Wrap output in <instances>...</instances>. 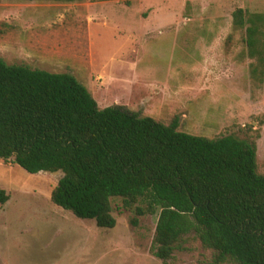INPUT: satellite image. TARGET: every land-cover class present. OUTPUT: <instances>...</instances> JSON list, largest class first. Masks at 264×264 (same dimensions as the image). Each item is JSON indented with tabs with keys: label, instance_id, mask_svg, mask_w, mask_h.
Returning a JSON list of instances; mask_svg holds the SVG:
<instances>
[{
	"label": "rangeland",
	"instance_id": "obj_1",
	"mask_svg": "<svg viewBox=\"0 0 264 264\" xmlns=\"http://www.w3.org/2000/svg\"><path fill=\"white\" fill-rule=\"evenodd\" d=\"M237 7L264 12V0H0V57L71 73L100 107L176 115L194 135L251 137L264 173V86L239 57L244 31L224 49ZM60 176L0 159L9 194L0 204V264H213L192 235L171 259L157 258V214L136 216V204L123 209L120 198L111 200L113 228L76 217L50 199Z\"/></svg>",
	"mask_w": 264,
	"mask_h": 264
},
{
	"label": "trees",
	"instance_id": "obj_2",
	"mask_svg": "<svg viewBox=\"0 0 264 264\" xmlns=\"http://www.w3.org/2000/svg\"><path fill=\"white\" fill-rule=\"evenodd\" d=\"M231 27L225 52L244 31L239 57L264 86V12L237 7ZM0 159L32 174L60 172L51 201L98 227L116 225L113 198L123 209L136 204V216L156 213L152 249L163 262L192 235L213 264H264V173L251 137L194 135L176 115L100 107L73 74L0 57ZM8 199L0 189V204Z\"/></svg>",
	"mask_w": 264,
	"mask_h": 264
}]
</instances>
